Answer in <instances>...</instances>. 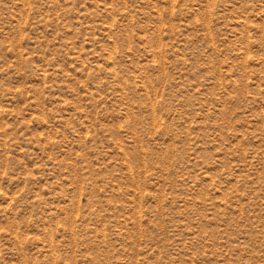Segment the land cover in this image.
<instances>
[{"label":"rangeland","instance_id":"obj_1","mask_svg":"<svg viewBox=\"0 0 264 264\" xmlns=\"http://www.w3.org/2000/svg\"><path fill=\"white\" fill-rule=\"evenodd\" d=\"M0 264H264V0H0Z\"/></svg>","mask_w":264,"mask_h":264}]
</instances>
